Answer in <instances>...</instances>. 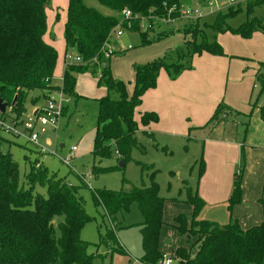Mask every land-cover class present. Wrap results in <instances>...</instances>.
Instances as JSON below:
<instances>
[{"label": "rangeland", "instance_id": "rangeland-1", "mask_svg": "<svg viewBox=\"0 0 264 264\" xmlns=\"http://www.w3.org/2000/svg\"><path fill=\"white\" fill-rule=\"evenodd\" d=\"M180 3L182 4L180 11L184 9L189 11L187 18L164 21V19L153 17L140 22V29L149 31L150 42L143 43L139 34L128 30L123 32V36L117 39L113 36L110 40L109 45L112 50L109 60L110 73L113 80L127 84L128 98L132 97L134 91L136 65L164 57L175 62L177 61L174 57L175 53L180 51L183 56L178 62L185 66H192L193 71L189 70L180 81H177L183 88L191 89L190 100L200 101L198 106H195L196 103L190 106L188 101L186 105L184 102H177L174 95L169 93L167 109L171 112L170 123L178 122L177 125L166 126V120L163 119L160 122V113L154 111L158 121L145 128L139 126L135 134L137 147L132 148L123 166L119 165L120 161L115 155L110 158H97L93 155L98 99L107 95L110 98H116L117 94L115 91H107L104 85L98 83L101 68L99 65L92 62L81 70L70 69V65L78 66L82 63L73 62L72 58L76 55L73 50L68 49L65 52L63 23L67 14V0H48L45 7L47 29L43 39L57 51L55 70L50 84L52 87L62 86L65 71L71 73L74 84L60 117L57 132L48 129L45 135L51 143L56 142L58 156H47L42 162L50 174H55L66 182L79 186L78 194L82 197L85 211L90 217L80 232V238L91 245L98 246L99 256L94 259L95 264H143L139 261L142 254L139 226L142 216L138 205L133 203L129 212H118L115 215V222L112 223L105 215L103 208L94 205L92 191L129 190L133 186L147 187L152 181L156 182L159 195L164 201L163 224L160 229L158 248L163 258H173V251L177 247H186L196 240L195 236L187 238L181 235L174 224L175 218L180 214L188 218L192 217L193 207L188 201L190 190L204 202L199 212V219L225 224L229 221L230 215L238 209H244L246 206L245 210L248 211L247 207H250L246 204L239 205L242 202V194L238 204L231 205L229 200L234 189L235 174L244 166L245 157L242 156V149L239 148L236 160L235 156L226 157L224 154H218L217 157L220 159L208 163L209 159L203 157L201 138L202 132H207L205 122L213 115L216 106L222 102L234 111L226 120L237 125L236 139L240 143L244 139L245 143L251 142L254 144L253 148L259 146L264 129H261L260 121H255L260 116L258 109L253 111V106L257 104L264 108V89L261 91L260 81L257 79L259 73L264 75V31H256L249 38H242L229 30L219 32L211 25L219 13L224 15L234 10L237 11L226 20L232 28H237L252 18L263 17L264 0L262 4L254 7L251 13L247 11L246 2H236L233 6L230 0L210 2L180 0ZM86 5L104 15L116 14L96 0H87ZM171 17L174 18V16ZM190 24L202 30L207 42L216 40L222 46L225 55L213 56L203 53L200 56L191 57L185 51V44L193 42V36L190 33H184L185 27ZM156 36L158 37L155 38ZM66 54L70 55V58L65 60ZM64 63L69 66L65 67ZM42 96L43 93L36 90L30 92L25 103L26 111L21 115L20 120L26 118L32 108L43 103ZM34 97H38L37 102L33 101ZM192 110L200 111L201 114L205 111L210 113L205 120L201 121L202 124H197L196 113L188 112L185 117H180L182 112ZM142 112V108L137 107L135 111L137 122ZM3 114L0 112V117L4 118L7 124L11 121L12 114L8 108L5 115ZM191 116L196 119L192 121ZM180 120H183L181 124H185V135L174 130L178 128ZM17 128L22 130L19 125ZM0 140H4L0 143L2 151H8L10 147L9 152L18 164L20 179L23 181L29 171L30 163H34L38 158L37 152L25 138L12 136L2 129H0ZM7 141H9L8 144L11 143L10 146ZM71 146H75L76 151L71 158V167H68L61 158L68 157ZM258 154H260L259 150L255 152V156ZM94 167L97 173L93 171ZM202 177L205 179L202 182L203 185L208 184L205 187V198L202 197L199 186ZM260 185L264 188L263 181ZM228 187H230L229 190ZM262 187L259 186L258 190ZM37 191L46 195L45 187H37ZM258 202L263 215V198H259ZM254 204L252 203V206ZM238 215L243 217L244 212ZM250 219L246 214V217L238 223L244 229L258 224L250 223ZM190 225L191 223L188 227ZM112 230L115 231L117 244L124 252L117 250V244L108 248L104 246L105 236ZM173 262L176 264L174 259Z\"/></svg>", "mask_w": 264, "mask_h": 264}, {"label": "trees", "instance_id": "trees-1", "mask_svg": "<svg viewBox=\"0 0 264 264\" xmlns=\"http://www.w3.org/2000/svg\"><path fill=\"white\" fill-rule=\"evenodd\" d=\"M86 1L67 0L63 24L65 52L73 50L81 59V65H70V69L81 70L92 62L99 65L98 83L104 85L107 91L116 92V98L107 95L98 99L93 155L97 158L115 155L124 165L132 148L137 147L135 134L139 126L144 128L158 121L154 112H144L139 122L134 119V110L142 103L144 93L156 86L160 70L175 80L192 66L178 62L183 56L180 51L175 53V62L164 57L136 65L134 91L132 97L128 98L127 84L113 80L109 69L110 58H105L102 52L113 37L122 10L128 9L145 20L171 16L177 19L180 18L182 4L180 0H96L116 13L104 15L87 6ZM47 2L0 0V100L7 104L14 121H19L25 113L30 92H41L45 99L51 90L58 88L50 84L57 51L43 39L47 29ZM262 3L263 0H247V11L251 13L255 6ZM236 11L224 15L219 13L211 26L219 32L229 30L242 38H249L256 31H264V16L247 20L237 28L230 27L226 20ZM140 22L132 21L129 29L124 23L123 28L139 34L143 43L150 42L149 31H142ZM184 33L193 36V42L185 44V51L191 57L203 53L225 55L222 46L216 40L207 42L202 30L197 27L187 25ZM257 79L262 91L264 75L259 73ZM73 84L71 73L65 71L62 88L67 96L72 93ZM36 98L33 101L37 102ZM14 99L15 103L10 107ZM261 113L264 114V109H261ZM228 114L230 108L220 102L205 127H215ZM93 171L97 173L95 167ZM242 172L243 168L235 175L234 189L229 199L231 205L240 203ZM37 187H45L46 195L39 193ZM78 188L50 174L44 165L36 168L34 163H30L29 171L21 181L17 162L9 150L0 149V264H95L94 259L99 256L98 246L80 238V232L90 217ZM92 201L96 207L103 208L112 223L118 212H129L131 205L136 203L142 216L139 223L142 248L139 261L143 264L159 263L163 258L158 248L164 201L156 182L152 181L147 187L133 186L129 190H95L92 191ZM188 201L193 207L192 217L180 214L174 224L181 235L187 238L195 236L196 240L173 251L171 259L176 264H263L264 208L262 221L244 229L236 219H230L225 224L199 219L203 200L196 194H189ZM189 223L191 225L188 227ZM117 243L115 231H108L104 246L108 248ZM117 250L124 252L118 244Z\"/></svg>", "mask_w": 264, "mask_h": 264}, {"label": "crops", "instance_id": "crops-1", "mask_svg": "<svg viewBox=\"0 0 264 264\" xmlns=\"http://www.w3.org/2000/svg\"><path fill=\"white\" fill-rule=\"evenodd\" d=\"M64 24V23H63ZM123 36V34H122ZM121 37V36H120ZM202 55V54H201ZM200 56V55H198ZM193 71L192 69H189ZM189 70L183 71L177 79L171 80L166 72L164 70H160L157 80H156V86L152 89L147 90L144 95L142 96V104H140V108H142V113L144 112H158L160 113V122L161 120L165 119L166 123L165 125L168 127H175L178 122H171L170 123V113L168 111V105L169 100H167L168 94L171 93L176 98L177 102H184L187 105V101L190 103V106H193L195 103V106H198L200 104V101L190 100V97L192 96L191 89L187 87H182L178 81L181 80V77L185 75ZM178 80V81H177ZM44 102V99H43ZM43 104V103H42ZM40 104V105H42ZM229 104V103H228ZM139 107V106H138ZM229 107V106H227ZM253 111L255 109L259 110V116L255 119V121H260L259 125L261 126V129H264V114L261 113V109H264L262 107H259L257 104L253 106ZM230 108V107H229ZM250 108V107H249ZM37 109V107H34L31 109V111ZM137 107L134 110V119L135 118V111ZM30 111V112H31ZM141 111V110H140ZM29 112V113H30ZM155 112V113H156ZM196 113L198 118H194L191 116L192 121L196 119L197 124H202L201 122L203 119L205 120L206 117H208L209 113L204 112L201 114L200 111H184L180 115V117H185L186 113ZM230 109V114L233 113ZM142 115V114H141ZM140 115V116H141ZM229 115V114H228ZM226 116V119L228 117ZM252 116V114H251ZM179 117V118H180ZM225 119V120H226ZM220 121L215 127L209 129L207 127V132H202V145H203V157L206 159H209L208 163H213L218 158V154L222 155L224 154L226 157H234L235 160L237 159V153L239 148L242 149V156L245 157L244 159V166H243V172L240 182V190L242 194V202L239 205H250V207L247 210L244 209H238L237 212H234L230 215V219H236L237 222L240 221L242 218L246 217V214L249 215V218H251L250 223H260L263 219L262 210L260 207L259 202L257 203L259 198H263L264 203V188L262 185H260V182L263 181L264 186V133L260 136V142L258 143L259 146L253 148L254 144L245 143V139L242 143H240L236 138V134L238 133L237 125L234 122H228L226 120ZM208 121V120H207ZM206 121V122H207ZM183 120L179 121L178 128L174 129L175 131H178V133L185 135V124H181ZM205 122V123H206ZM150 125V124H149ZM147 127V126H146ZM154 126H152L153 128ZM145 128V127H144ZM184 129V130H183ZM247 129V128H246ZM61 146V145H60ZM252 146V147H251ZM8 147V146H7ZM10 148V147H9ZM8 148V150H9ZM259 150L260 154L255 156V152ZM216 157V158H215ZM215 158V159H214ZM236 175V174H235ZM231 178V173L229 174V179ZM205 179L202 177L199 181V186L201 189V195L203 198H205L204 193L206 191L205 187L208 186L206 183L205 186L202 182H204ZM231 185V182H230ZM261 186L262 189L258 190V187ZM230 187H228V190ZM199 191V189H198ZM189 194H196L195 192L192 193V191H189ZM197 195V194H196ZM246 200V201H245ZM252 203H255L254 206H252ZM237 205V206H239ZM235 206V207H237ZM203 208V207H202ZM235 209V208H234ZM244 212V216L241 217L238 214L241 212ZM229 219V220H230ZM174 263V262H173Z\"/></svg>", "mask_w": 264, "mask_h": 264}, {"label": "built area", "instance_id": "built-area-1", "mask_svg": "<svg viewBox=\"0 0 264 264\" xmlns=\"http://www.w3.org/2000/svg\"><path fill=\"white\" fill-rule=\"evenodd\" d=\"M210 2L212 0H205ZM247 0H230L233 6L236 2H246ZM189 11L187 9L180 11V18H187ZM170 18V17H169ZM165 18L164 21H173V18ZM144 18L138 14H133L130 10L124 9L120 13V20L116 25L113 36L114 38H119L122 36L125 29L123 24H126V29L131 27V22L134 20L142 21ZM103 55L105 58H110L112 55V50L110 45H106V48L103 50ZM70 58V55H65V60ZM73 62L80 63L81 59L78 55L72 58ZM68 64L64 63L66 67ZM69 98L63 91L62 86L57 89L50 91L48 96L44 99L42 105L38 106L37 109L31 111L26 118L19 121H14L11 119L7 124L5 119L0 117V129L7 132L8 134L18 137L21 136L26 139L27 143L37 152L38 158L34 162V166L39 168L43 165V160L47 156H58L57 154V144L51 143L45 135L47 134L48 129L51 131L57 132L59 126V120L63 113L64 106L68 102ZM36 112V113H35ZM18 125L22 130H18ZM76 151L75 146H71L69 149L68 157L61 158L63 163L71 167V158ZM159 264H173V260L168 257H164L159 261Z\"/></svg>", "mask_w": 264, "mask_h": 264}, {"label": "water", "instance_id": "water-1", "mask_svg": "<svg viewBox=\"0 0 264 264\" xmlns=\"http://www.w3.org/2000/svg\"><path fill=\"white\" fill-rule=\"evenodd\" d=\"M14 103H15V99L12 101L10 107H12L14 105ZM6 108H7V104L6 103H3L2 100H0V112L1 113H5ZM119 165L120 166H123V164L121 162L119 163Z\"/></svg>", "mask_w": 264, "mask_h": 264}]
</instances>
